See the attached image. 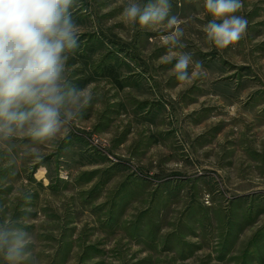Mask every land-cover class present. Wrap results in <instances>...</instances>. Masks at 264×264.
Wrapping results in <instances>:
<instances>
[{"label":"rangeland","instance_id":"374dc122","mask_svg":"<svg viewBox=\"0 0 264 264\" xmlns=\"http://www.w3.org/2000/svg\"><path fill=\"white\" fill-rule=\"evenodd\" d=\"M170 2L172 51L202 74L179 81L169 30L133 26L128 0H74L67 72L90 104L51 141L0 140V225L33 235L38 264H264V0H242L223 49L204 0Z\"/></svg>","mask_w":264,"mask_h":264},{"label":"clouds","instance_id":"9594fccd","mask_svg":"<svg viewBox=\"0 0 264 264\" xmlns=\"http://www.w3.org/2000/svg\"><path fill=\"white\" fill-rule=\"evenodd\" d=\"M73 4L74 0H0V140L25 132L38 143L51 141L67 133L90 104L91 93L68 78V61L80 39ZM204 7L214 17L204 31L217 48L238 42L246 33L247 19L236 15L243 8L242 0H204ZM122 15L133 26L162 25L169 30L161 37L169 46L162 60H176L173 70L179 81L202 74V63L193 61L190 53L172 51L186 45L181 20L171 14L170 0L146 4L128 0ZM192 64L194 70L189 73ZM34 243L25 228L0 225L4 264H38L30 250Z\"/></svg>","mask_w":264,"mask_h":264},{"label":"trees","instance_id":"16d2710c","mask_svg":"<svg viewBox=\"0 0 264 264\" xmlns=\"http://www.w3.org/2000/svg\"><path fill=\"white\" fill-rule=\"evenodd\" d=\"M108 72H109V73H111V72H113V70H112V69H110V70H108ZM114 73H115V72H114ZM112 74H113V73H112ZM112 77H114V76H112Z\"/></svg>","mask_w":264,"mask_h":264}]
</instances>
